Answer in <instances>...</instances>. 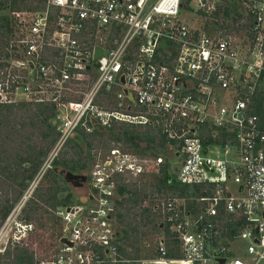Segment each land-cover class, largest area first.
<instances>
[{"label": "built area", "instance_id": "2783aa9c", "mask_svg": "<svg viewBox=\"0 0 264 264\" xmlns=\"http://www.w3.org/2000/svg\"><path fill=\"white\" fill-rule=\"evenodd\" d=\"M15 1L32 10L0 59V105L52 108L41 173L79 132L98 131L91 119L146 128L172 156H151L147 143L93 155L78 172L82 193L54 209L53 255L33 264L264 262V117L253 111L256 99L264 106V0H223L243 10L236 34L184 18V7L207 15L217 0ZM96 46L106 53L94 58ZM164 168L176 188L154 206L159 232L143 248L123 244L118 188Z\"/></svg>", "mask_w": 264, "mask_h": 264}, {"label": "rangeland", "instance_id": "374dc122", "mask_svg": "<svg viewBox=\"0 0 264 264\" xmlns=\"http://www.w3.org/2000/svg\"><path fill=\"white\" fill-rule=\"evenodd\" d=\"M225 1L217 0L216 8L211 14H187L186 7L183 8L184 18L190 21L192 26H202L209 29H218L222 31H231L236 34V28L244 27L243 10L237 4L232 8L224 6ZM9 8H0V15L5 14L11 17V31L5 32L0 30V59H3V52L11 51L9 48L12 39H14L21 31L24 21L29 17L32 10V3L21 2L15 0H7ZM11 7V9H10ZM227 8L228 15L224 14L223 10ZM11 106L0 107V228L8 218V233L4 237L10 239L7 247L4 251L0 252V264H33L37 259H48L53 255L56 246V236L59 228V222L54 214V209L58 205V200L52 201L49 199L50 194L59 192H68L63 203L65 204L69 200H75L76 197L69 192L70 184L64 182L63 174L61 173V165H57L54 170H48L44 175L35 174L33 179L26 181L25 189L18 184L23 174V168L29 166L28 163L21 161V157L39 156L40 153L49 151L52 147L50 144L51 136L45 135V123L41 122V118L36 115V105L27 103L25 101H18L10 104ZM5 106V105H4ZM122 125L115 124L112 127ZM111 128V127H110ZM109 128V129H110ZM133 131L142 134L146 131V128L135 127L131 128ZM115 133H120L119 127L114 128ZM86 134L87 140L90 143L89 147H86L84 142L75 144L74 141H69L61 152L58 154L57 159L61 161H68L71 168H76L74 163H70L72 160H79L82 163L88 165L93 155L98 152H105L110 146H118L123 149H135L139 152L148 150L154 157L171 158V155H167V149L164 146L159 145L158 136L156 141L150 143V146L145 149L146 142L140 141L141 146L131 145L124 143L123 141H115L107 132L101 135L83 133ZM145 149V150H144ZM47 154V153H46ZM39 159V167L43 165V159ZM35 160V161H36ZM37 162H34V164ZM11 164V166H9ZM155 175L151 173L145 175L139 179L131 181L129 188L136 189L135 198L137 199L136 208L149 207V215L152 218V223H144L141 214L133 215L130 212L120 222L116 218L115 223L121 230L126 231V238L122 241L125 245L131 247L143 248L144 243L148 245L153 243L154 237L159 232L157 225L160 221V214L158 209H154V206L159 203L160 199L167 194L174 191V189H164L160 192L155 189L153 184L155 183ZM29 196L22 207L16 211L15 204L19 201L21 195L30 187ZM72 187V186H71ZM81 194V190L72 188V192ZM18 195L20 196L18 198ZM124 199L127 197V193L122 196ZM11 205V208L7 216L2 219L3 211ZM119 206V205H118ZM136 208H132L134 211ZM119 211L125 213L121 207ZM20 223L30 224L25 226L31 227L30 230H26L24 227L20 228ZM136 225V232L132 231L131 226ZM0 242V248H3ZM244 241H239L237 247L242 249ZM24 258L23 263H19L16 260V255L20 252ZM30 257L27 260V257ZM259 264H264L260 262Z\"/></svg>", "mask_w": 264, "mask_h": 264}, {"label": "trees", "instance_id": "16d2710c", "mask_svg": "<svg viewBox=\"0 0 264 264\" xmlns=\"http://www.w3.org/2000/svg\"><path fill=\"white\" fill-rule=\"evenodd\" d=\"M13 1V0H12ZM189 0H184L183 4H186ZM9 8V5H7V0H0V8ZM11 9V7H10ZM229 11L228 9L224 10V14L228 15ZM11 17L5 14L0 15V30H4L5 32H10L11 31ZM1 51H0V55H1ZM3 56H6V52H3ZM11 105H0V107H8ZM253 111L260 114L261 116L264 117V106L262 105V101L261 99H256V104L253 107ZM36 115H38L41 118V122L45 123V135H49L51 136V140H50V144L53 145L56 139V131H55V127L52 123V115H53V111L51 107H48L46 105H42V104H37L36 105ZM119 127L121 129L120 133H115L113 130L114 128ZM104 132H107V134H109V136H111L115 141H123L124 143H129L131 145H137L136 142H134L133 138L137 141H145L147 144L150 143H154L156 136L153 134L150 130L146 129V131H144L142 134L137 133L135 131H133L131 129V127L129 126H125V125H117L114 127H111L110 129H105L103 131H94L91 134H98L101 135ZM89 138L86 137V134L83 135V133H78L77 135H75L71 141H74L75 144L78 145V143L80 144L81 142L86 141V147L90 146V143L87 141ZM158 140H159V145L160 146H165L166 143V139L163 136H158ZM208 141H211L210 139ZM50 150V149H49ZM46 152L45 153H40L39 156H36V158L38 160L35 159V157H30V156H24L21 157V161L24 163H28L29 166L27 168H23V174L21 176V179L19 181V185L22 187V189H25L26 187V181L28 180H32L33 177L35 176L38 168H39V159L43 158V155L45 154L46 156ZM36 160V161H35ZM44 160V159H43ZM34 162H37L34 164ZM70 163H74V165H76V168H71V166H69L68 161H59L57 158L53 161V167L51 168L52 170H54L56 168L57 165H61L62 169H67L70 170L72 172H82L86 169L87 165L85 163L80 162L78 159L77 160H71ZM11 166V164L9 165ZM50 169V170H51ZM30 180V181H31ZM155 183L153 184V186L155 187V189L157 191H161L164 189H175L176 185L174 184V177L170 176L168 174V172L166 171V169H163V173L159 176H156V178H154ZM118 193L123 196L125 193H127V197H125L124 199L121 198V200L117 203L116 206V210H115V217L118 218V220L121 222L123 220L124 217H126L130 212L133 213V215H135L138 209H140L138 214H141V218L143 220L144 223H152V218L149 215V211L150 208L149 207H143V208H136L137 206V199L135 198L136 195V189L133 188H129L128 185H122L118 188ZM20 196L18 195V198ZM65 195L63 194V192H59L57 194V191L55 193L50 194L49 199H51L52 201H56L58 200V205H60V203H63V201H65ZM119 205V206H118ZM123 208L125 213H122L119 211V208ZM11 208V205L8 206L4 211L3 214L1 216L2 219H4L9 210ZM134 208H136L134 211H132ZM132 209V210H131ZM136 225H132L131 229L132 231L136 232ZM121 232L123 233L124 239L126 238V231L125 230H121ZM25 252H20L18 255H16V260L19 263H23L24 262V258L22 257ZM30 257H27V260H29Z\"/></svg>", "mask_w": 264, "mask_h": 264}, {"label": "water", "instance_id": "95a60500", "mask_svg": "<svg viewBox=\"0 0 264 264\" xmlns=\"http://www.w3.org/2000/svg\"><path fill=\"white\" fill-rule=\"evenodd\" d=\"M104 51L101 47L96 46L94 50V58L99 56L101 52ZM106 53V50L104 51ZM95 66H98L97 63H94ZM89 66H87L88 68ZM121 79H123V76L121 75ZM92 125L95 129L98 131H103V127L96 123L95 119H91ZM61 173L63 174V179L65 182L71 184L74 187H81L83 185V182L86 180V175L83 173H73L70 170H62ZM60 241H65V239H61Z\"/></svg>", "mask_w": 264, "mask_h": 264}, {"label": "flooded vegetation", "instance_id": "af4514ba", "mask_svg": "<svg viewBox=\"0 0 264 264\" xmlns=\"http://www.w3.org/2000/svg\"><path fill=\"white\" fill-rule=\"evenodd\" d=\"M41 173V166L38 168V170H37V172H36V174H37V176L39 175ZM73 173H76V172H73ZM42 175H44L45 174V170L41 173ZM65 182V181H64ZM67 183V182H66ZM69 184V183H68ZM84 184H86V180H85V182H83V185L81 186V187H74V186H72L71 184V186L69 187V192H71L74 196H79L80 195V193H79V191L77 192V194L75 193V192H72V188H74V189H77V190H81L82 191V187L84 186ZM31 188H32V186L30 185V187L21 195V197H20V199H19V201L15 204V206H16V211H18L21 207H22V205L25 203V201H26V199H27V197L29 196V190H31ZM67 193L68 192H63V194L65 195V197L67 196ZM7 233H8V231H7Z\"/></svg>", "mask_w": 264, "mask_h": 264}, {"label": "bare ground", "instance_id": "6f19581e", "mask_svg": "<svg viewBox=\"0 0 264 264\" xmlns=\"http://www.w3.org/2000/svg\"><path fill=\"white\" fill-rule=\"evenodd\" d=\"M7 231H8V219L4 222L1 228V232H3L5 235L7 234Z\"/></svg>", "mask_w": 264, "mask_h": 264}, {"label": "crops", "instance_id": "0c3cea01", "mask_svg": "<svg viewBox=\"0 0 264 264\" xmlns=\"http://www.w3.org/2000/svg\"><path fill=\"white\" fill-rule=\"evenodd\" d=\"M105 130V129H104Z\"/></svg>", "mask_w": 264, "mask_h": 264}]
</instances>
